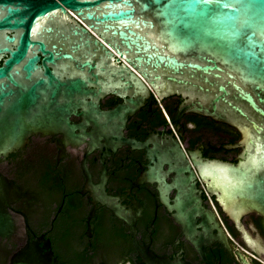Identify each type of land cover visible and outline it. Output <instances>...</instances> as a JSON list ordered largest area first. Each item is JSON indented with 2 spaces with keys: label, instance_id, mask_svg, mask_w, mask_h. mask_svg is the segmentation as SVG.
I'll use <instances>...</instances> for the list:
<instances>
[{
  "label": "water",
  "instance_id": "water-1",
  "mask_svg": "<svg viewBox=\"0 0 264 264\" xmlns=\"http://www.w3.org/2000/svg\"><path fill=\"white\" fill-rule=\"evenodd\" d=\"M147 87L159 99L180 97L177 119L194 113L239 133L234 163L190 158L237 228L248 213L264 218V0H0V158L37 133L64 132L77 144L89 137L96 147L106 135L102 122L118 117L123 126L138 106L129 99L101 112L98 100L136 97ZM77 114L85 124L69 122ZM89 123L95 137L85 132ZM18 196L0 172L1 239L14 234ZM174 208L203 257L214 238L196 219L212 216L190 193ZM134 235L142 264H189L156 256Z\"/></svg>",
  "mask_w": 264,
  "mask_h": 264
},
{
  "label": "flooded vegetation",
  "instance_id": "flooded-vegetation-1",
  "mask_svg": "<svg viewBox=\"0 0 264 264\" xmlns=\"http://www.w3.org/2000/svg\"><path fill=\"white\" fill-rule=\"evenodd\" d=\"M129 99L137 108L123 126L118 117L102 122L106 135L96 147L89 137L77 144L64 132L37 133L0 158L1 174L19 193L11 204L14 234L0 238V264H142L133 229L136 244L159 257L189 264H264V218L248 213L237 228L208 194L190 158L198 153L234 163L239 149L230 146L239 133L194 113L177 119L180 97L159 99L148 87L132 98L106 93L97 106L111 112ZM69 122L85 124L79 114ZM96 131L90 123L85 127L92 137ZM189 193L212 216L196 219L214 238L203 257L174 218L175 200Z\"/></svg>",
  "mask_w": 264,
  "mask_h": 264
}]
</instances>
